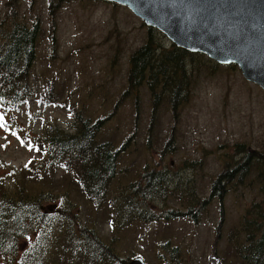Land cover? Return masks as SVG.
<instances>
[{"label": "rangeland", "instance_id": "374dc122", "mask_svg": "<svg viewBox=\"0 0 264 264\" xmlns=\"http://www.w3.org/2000/svg\"><path fill=\"white\" fill-rule=\"evenodd\" d=\"M48 1L0 0V17L11 7L28 24L38 14L47 29L36 47L29 97L0 106L2 196L14 199L20 167L44 156L31 143L33 136L46 124L73 132L79 111L91 122L105 117L97 136L119 148L118 159L99 207L73 184L75 172L68 166L30 175L21 185L25 195H45L39 209L46 220L61 222H29L13 260L0 255V264H29L26 255L33 249L44 261L55 256L52 242L66 226L64 214L121 258L138 255L144 264H162L158 250L168 241V247L179 245L180 260L219 264L222 254L225 264H235L233 235L245 207L263 196L255 175L264 167V91L235 65L192 56L185 65L188 98L173 111L160 93L152 109L153 94L144 85L128 88V58L148 34L165 47L168 38L148 29L125 5L105 0H56L50 25ZM245 153L256 157L243 175L245 184L230 177L222 197L211 195V182L224 162L242 161ZM151 169L162 174L151 179L156 191L139 196L148 193L141 188ZM162 251L168 257V250Z\"/></svg>", "mask_w": 264, "mask_h": 264}, {"label": "trees", "instance_id": "16d2710c", "mask_svg": "<svg viewBox=\"0 0 264 264\" xmlns=\"http://www.w3.org/2000/svg\"><path fill=\"white\" fill-rule=\"evenodd\" d=\"M55 1H48L50 25L55 13L53 12ZM58 2L59 0L56 1ZM147 28L153 30L151 26ZM45 30L38 14L30 24L21 19L11 7L0 17V106L12 107L29 97L30 72L36 55V47ZM200 55L206 60L213 61L201 52L189 51L172 42L165 47L155 42L148 34L145 40L129 54L126 73L128 88L144 85L153 94L152 109L158 103L159 94H164L171 110L175 111L189 94L187 89L189 80L185 73V65L192 62V56ZM230 65L234 64L230 63ZM78 116L73 132L64 131L56 125L46 124L42 128L41 135L33 136L31 143L44 151V158L30 160L29 166L26 165L27 168L20 167L22 176L19 177V182L15 174H11L13 170H10L13 182H18L17 195H14L16 199L2 196L5 192L0 180V255L13 260L18 251L16 241L29 231V222L38 224L52 220L61 222L58 218L46 220L45 213L39 209V204L45 199V195L42 196L41 193L36 197L25 195L27 191L21 185L24 181H30V175L40 177L41 173L55 168L56 165L68 166L67 168L75 172L73 184L79 191L88 199L90 198L97 207L102 204L101 200L105 197L110 180L115 173L119 148H114L112 141L108 138L100 139L97 136L100 123L105 117H98L91 122L83 118L80 111ZM148 130H151V124ZM245 154L247 155L242 158V161H235L232 165L228 161L224 162L220 173L211 182V195L222 197L226 189L223 185L225 182L228 184L227 178L236 177L233 183H244L243 175L251 168L249 161L256 158L250 153ZM247 159L248 162H246ZM263 173L264 167H261L255 175L260 180V191L263 196L252 202L249 207H245L242 220L233 235L235 264H264ZM159 177H162V174L153 169L149 170L143 180L145 185L141 188L148 193L140 192L138 195L151 196V193L156 191L151 179L156 181ZM186 211L194 217L190 208ZM113 212L115 213V209ZM168 214L177 215L179 213H165V215ZM64 215L66 226L60 229L61 223L58 225L60 235L52 242L54 249H58L55 256L44 261L38 259L34 249L29 250L30 254L26 255L27 263L127 264L128 259L117 256L110 245L93 235V232L89 231L84 224L79 223L73 216ZM160 246L158 256L162 258V264H193L182 257L181 260L179 259L178 244L168 247V241H166L160 243ZM164 249L168 250V257L162 251ZM217 258L219 264L226 263V255L220 254Z\"/></svg>", "mask_w": 264, "mask_h": 264}, {"label": "water", "instance_id": "95a60500", "mask_svg": "<svg viewBox=\"0 0 264 264\" xmlns=\"http://www.w3.org/2000/svg\"><path fill=\"white\" fill-rule=\"evenodd\" d=\"M125 5L170 42L234 63L264 91V0H105ZM127 264H144L139 256Z\"/></svg>", "mask_w": 264, "mask_h": 264}]
</instances>
